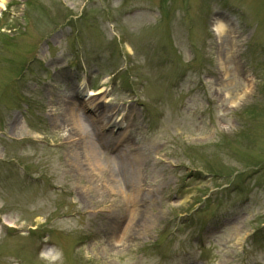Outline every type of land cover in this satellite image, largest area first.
Segmentation results:
<instances>
[{"label":"rangeland","instance_id":"374dc122","mask_svg":"<svg viewBox=\"0 0 264 264\" xmlns=\"http://www.w3.org/2000/svg\"><path fill=\"white\" fill-rule=\"evenodd\" d=\"M0 3V264H264V0ZM217 14L233 32L218 36ZM102 80L158 167L160 218L123 243L93 211L112 196L68 166L79 145L52 119L71 85Z\"/></svg>","mask_w":264,"mask_h":264},{"label":"bare ground","instance_id":"6f19581e","mask_svg":"<svg viewBox=\"0 0 264 264\" xmlns=\"http://www.w3.org/2000/svg\"><path fill=\"white\" fill-rule=\"evenodd\" d=\"M1 7L0 3V11ZM213 24L219 37L224 36L227 30L230 33L233 32V27L223 15H218ZM226 43H229L228 39ZM70 87L76 90L77 86L71 85ZM54 88L58 89L57 86L53 87L51 94H55ZM104 88L101 85L97 90L92 91L90 94L101 96L92 97L90 100L83 99L81 91H74L71 98L66 97L68 104L65 111L54 112L52 119L55 120V117L60 116L58 122L67 127L66 131L69 134L64 136L65 142L63 143L67 148L79 145L69 157L71 163L68 162V166L88 178L89 187L91 188L93 184L97 193H102L104 197L112 196L111 204H107L100 210L93 208V211L99 214L100 218L110 214L108 228L111 230L112 238L116 242L123 243L126 239L138 238L139 231L145 232L151 229V226L160 218L159 213L153 210L156 207V191L154 192V188H149L151 183L147 181L151 176H153L152 180L155 179L158 167L154 165L149 168V156L144 153L146 151H142V147H136V143L130 140L129 125L125 126L123 123L127 113L121 111V119L117 120L115 117L121 109L115 110L108 105H103V100L100 98L105 97L102 94L105 92ZM58 97L63 98L60 95L54 98ZM54 98L52 101L55 100ZM231 100L232 103L237 101ZM103 108L105 109L101 110ZM156 159L160 160V157ZM113 162L115 166L112 165ZM83 193L88 195L89 192L84 189ZM238 207H241V203ZM39 219L35 218L33 221L38 222ZM7 221L13 223L12 220ZM238 223H240L239 217L234 228L239 231V243H241L246 230L244 222ZM100 236L98 231L93 232L94 238ZM96 244L93 242L90 247L93 249ZM104 252L103 250L102 254ZM45 253L48 254L47 251Z\"/></svg>","mask_w":264,"mask_h":264}]
</instances>
